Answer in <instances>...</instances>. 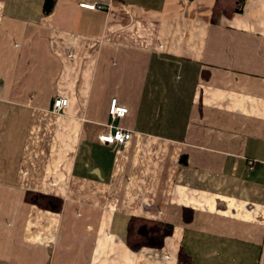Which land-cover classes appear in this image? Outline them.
<instances>
[{"label": "crops", "instance_id": "obj_1", "mask_svg": "<svg viewBox=\"0 0 264 264\" xmlns=\"http://www.w3.org/2000/svg\"><path fill=\"white\" fill-rule=\"evenodd\" d=\"M235 1L0 0V264H264V0ZM133 217L173 233L135 250Z\"/></svg>", "mask_w": 264, "mask_h": 264}, {"label": "trees", "instance_id": "obj_2", "mask_svg": "<svg viewBox=\"0 0 264 264\" xmlns=\"http://www.w3.org/2000/svg\"><path fill=\"white\" fill-rule=\"evenodd\" d=\"M232 0H228L231 2ZM56 0H45L44 2V12L50 13L55 5ZM217 0L216 3H218ZM240 0L235 1L234 8H238ZM220 4L216 5L215 11L213 13V20L219 10H221ZM185 157L182 158L184 162ZM39 200L34 201L39 205H45L52 210H60L61 201L48 196H37ZM183 218L186 222H190L193 219V211L189 208L184 209ZM174 226L170 223H165L157 220L146 219L142 217H133L129 224V244L135 249H141L142 247L150 248H161L164 246L165 240L168 236L173 233ZM179 264H192L190 258L185 254H180Z\"/></svg>", "mask_w": 264, "mask_h": 264}, {"label": "built area", "instance_id": "obj_3", "mask_svg": "<svg viewBox=\"0 0 264 264\" xmlns=\"http://www.w3.org/2000/svg\"><path fill=\"white\" fill-rule=\"evenodd\" d=\"M82 6L92 9L104 8L103 4L95 2H82ZM68 104V98L59 96L55 99L53 110L60 113L64 107ZM129 112L128 106L121 104L117 97H113L109 105V113L113 119H120L126 116ZM110 126H113L112 124ZM113 128V127H112ZM132 138V132L121 126H116L114 129H110L108 132L101 133L99 139L104 142L112 143L117 148L124 146ZM254 169V163L250 166V170Z\"/></svg>", "mask_w": 264, "mask_h": 264}]
</instances>
